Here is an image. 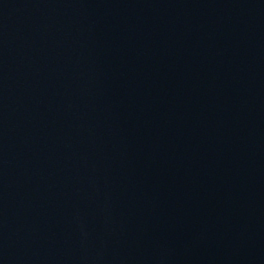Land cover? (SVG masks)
Here are the masks:
<instances>
[{"label": "water", "instance_id": "1", "mask_svg": "<svg viewBox=\"0 0 264 264\" xmlns=\"http://www.w3.org/2000/svg\"><path fill=\"white\" fill-rule=\"evenodd\" d=\"M0 264H264V0H0Z\"/></svg>", "mask_w": 264, "mask_h": 264}]
</instances>
